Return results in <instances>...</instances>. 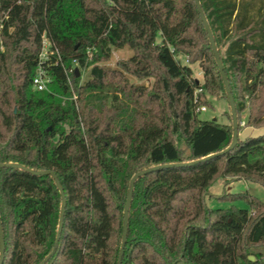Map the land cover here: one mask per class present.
<instances>
[{
    "label": "trees",
    "instance_id": "trees-1",
    "mask_svg": "<svg viewBox=\"0 0 264 264\" xmlns=\"http://www.w3.org/2000/svg\"><path fill=\"white\" fill-rule=\"evenodd\" d=\"M200 3L239 122L223 155L231 112L227 124L200 119L209 97L228 96L195 0H0V13L10 10L0 35V164L55 173L67 199L57 243L55 179L0 169L3 264L50 255L46 264H119L133 177L189 163L136 181L122 264H264V202L249 192L218 196L226 208L207 202L219 179L264 188V132L240 136L264 130V0ZM44 33L51 53L41 61ZM126 48L133 54L111 66ZM40 64L52 81L35 91Z\"/></svg>",
    "mask_w": 264,
    "mask_h": 264
},
{
    "label": "water",
    "instance_id": "water-1",
    "mask_svg": "<svg viewBox=\"0 0 264 264\" xmlns=\"http://www.w3.org/2000/svg\"><path fill=\"white\" fill-rule=\"evenodd\" d=\"M195 1H196L197 8H198V10H199V12L201 14V18H202V21L204 23L205 29H206V31L208 32V35H209V39H210V42H211L212 50H213L214 56L216 58L217 65H218L220 74L222 76V79H223V82H224V85H225L226 93H227V96H228V103H229L230 111H231V115H232V123H233V140H232V143L230 144V146L227 149H225L224 151H222L219 154H216V155H223V154L228 153L232 149H234L235 146L238 143V140H239V122H238V117H237L236 103H235L234 96L232 94V90H231V87H230L229 80H228L227 75H226L225 70H224L223 62L221 60L219 51L217 49V45H216V42H215L211 27H210V25H209V23L207 21V18L205 16L204 12H203L200 0H195ZM211 157L212 156L206 158L205 160H207V159H209ZM191 164L192 163H189V164H167V165L156 166L154 168L147 169V170H144L142 172H139L133 177V179L131 180V183H130L129 195H128V198H127V201H126V205H125L124 225H123V242H122V245H121L119 264H122V258H123L124 252H125L126 243H127V239H128L129 214H130V210H131V206H132V201H133V195H134V189H135L136 181L139 178H141L142 176H144V175H146L148 173H151L153 171L159 170L161 168L182 167L184 165H191ZM4 167L24 169V170H27V171H29V172H31L33 174H36V175H51L55 179L56 184H57V186H58V188L60 190L61 197H62L60 221H59L58 234H57V240H56V242L58 243L60 238H61V233H62V230H63L65 212H66V207H67V199H66L65 192H64L63 188L61 187V184H60L56 174L51 172V171L34 172L33 170H30V169H28V168H26V167H24V166H22L20 164H16V163L0 164V169L4 168ZM5 250H6L5 240H4V235H3V231H2L1 223H0V264L4 263ZM50 257H51V255L48 256L41 264H46V262L50 259ZM250 260L253 261L254 257L251 256Z\"/></svg>",
    "mask_w": 264,
    "mask_h": 264
},
{
    "label": "rangeland",
    "instance_id": "rangeland-1",
    "mask_svg": "<svg viewBox=\"0 0 264 264\" xmlns=\"http://www.w3.org/2000/svg\"><path fill=\"white\" fill-rule=\"evenodd\" d=\"M132 51L128 50L127 48L124 50H116L114 51V54L112 56V59L110 60L109 64L113 67H116L117 63L125 58H128L132 55ZM179 60L181 63L186 64V59L182 56L179 57ZM194 71V76L202 79V70L199 66V64H194L191 66ZM140 83L145 84L146 86H151L153 83L152 79L140 81ZM209 99L212 102V107H208L206 111L201 112L200 119L202 120H216L221 124H227L230 123L231 119L229 117L230 107L229 103L226 99H219V98H212L209 97ZM245 121L242 123V126H244ZM264 130H251V129H243L240 132V136L242 138L247 137L250 134H259L263 133ZM225 186L224 180L219 179L217 183L212 187L211 189V195L212 197L207 200L210 207L213 208H226L229 207V203L225 201H221L218 196L224 193H245L249 192L250 194L258 197L260 200L264 202V188L251 183V182H245V181H234L229 183L225 186V192L223 191V188ZM239 207H246L242 203H238Z\"/></svg>",
    "mask_w": 264,
    "mask_h": 264
},
{
    "label": "built area",
    "instance_id": "built-area-1",
    "mask_svg": "<svg viewBox=\"0 0 264 264\" xmlns=\"http://www.w3.org/2000/svg\"><path fill=\"white\" fill-rule=\"evenodd\" d=\"M9 11H3L0 13V35L5 28L6 21L9 19ZM42 39H43V49L40 55V60L46 61L48 59V54L51 53V50H50L51 44H50L49 38L47 37V33H44L42 35ZM53 52L57 54L59 53L57 48H55ZM51 81H52L51 78L47 74L46 70L42 67V65L41 64L38 65L35 76L33 78V82H32L33 89L35 91L48 90L49 85L51 84ZM206 110H207L206 107H202L200 109L201 112L206 111Z\"/></svg>",
    "mask_w": 264,
    "mask_h": 264
}]
</instances>
